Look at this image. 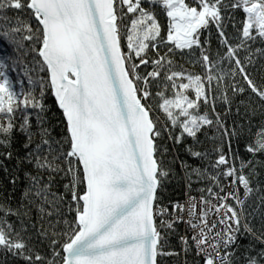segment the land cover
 Here are the masks:
<instances>
[{
  "label": "snow or ice",
  "instance_id": "snow-or-ice-1",
  "mask_svg": "<svg viewBox=\"0 0 264 264\" xmlns=\"http://www.w3.org/2000/svg\"><path fill=\"white\" fill-rule=\"evenodd\" d=\"M144 3L162 6L169 18L167 38L161 43L173 44L179 50L193 47L201 50L199 62L205 68L203 76L172 71L164 79L173 89H178L174 96L167 98L164 91L156 93L162 100L158 107L166 114L172 128L181 129L178 136L172 135V128L166 125L157 127V122L151 118L150 106L142 103L151 97L150 81L160 77L165 62V58L160 57L151 61L153 71L145 76L138 72L140 66L150 63L144 56L150 46L158 47L154 42L160 37L155 14L143 7ZM195 3L197 6H189L186 0H0V13L9 9L28 11L37 22L33 31L30 23L17 17L16 26L11 27L8 18L0 14V42L14 45L13 51H19L24 45L15 37L22 31L28 33L23 36L24 41L35 39L38 42L39 48L32 50L46 66L52 93L66 119L67 135L63 144L68 148L64 151L63 144L52 140L49 128L45 127L42 115L45 110L42 103L44 81L36 82L30 78V84H38L40 98L28 92L21 100L12 90L8 76L0 70V116L5 118V122H0V147L9 149L14 133H19L25 138L22 144L25 151L18 159L19 164L27 163L37 170L53 173L63 172L70 177L64 187L71 192V201L77 208L74 223L64 221L68 230L62 233L65 242L60 264H156L159 255H178L160 251L163 237L157 230L155 216H165L167 208H157L156 194L169 173L155 158L159 150L157 140L167 133L169 139L179 144L185 134L196 138L203 126L210 127L213 123L222 130L223 136L235 135L229 133L218 113L215 121L207 112L198 113L201 102L211 104L215 113L213 81L218 87H226L227 77L234 79L240 75L251 91L264 100V91L255 86L238 55L241 49H246L248 41L257 38L264 41V0H234L231 4H224V0H195ZM221 5L225 9L242 8L246 14L242 39L235 47L229 44L224 32ZM124 8L126 13H123ZM118 11L122 14L118 15ZM127 14L134 18L125 26L129 51L124 53L120 26ZM210 23L216 25L219 42L226 46L224 55L216 60L205 53L200 41L201 30ZM149 42L153 43L150 45ZM172 51L169 48V52ZM5 59L10 57L0 58V69L6 67ZM134 59H139V63L132 62ZM245 59L251 64L250 55ZM225 60L229 62L227 71L222 67ZM171 63L167 61V64ZM178 78L186 79L187 83L177 84ZM137 81L142 82L143 87L137 88ZM189 90L194 92V98L185 94ZM232 91L243 93L245 89L233 84ZM221 98L226 105L231 103L226 93ZM30 108L39 110L35 124L31 120L32 112L28 111ZM18 110L21 115L17 125L15 113ZM36 137H39L38 142ZM54 144L58 148H54ZM187 151L192 157L203 155L191 148ZM217 151L221 154L212 165L215 169L229 164L222 149ZM246 151L253 155L264 152V130L258 133L255 146L248 145ZM0 156L10 160L13 153L9 150ZM57 161H62L64 166ZM0 168L8 172L2 160ZM244 168H250L249 175L243 174ZM204 172L206 170L193 168L186 173L189 190L192 175L204 178ZM249 176H255L252 161H241L239 169L232 165L225 167L223 172L209 175L207 178L219 192L208 187L200 190L206 191L207 195H201L199 201L189 196L185 204H173V212H187L188 219L175 215L171 220L162 219L161 226L173 229L176 223H186L193 230L191 239L197 255L203 256L204 264H241V261L243 264H264V223L259 231L252 225L256 209L264 208V187L254 189ZM221 178H231L227 186L233 191H224ZM30 180L31 186L24 196L42 201L37 205L40 213L52 216L53 211L46 212L44 207L51 204L59 215V204L64 196H54L50 200L49 185L41 186L42 178L36 176H31ZM15 182L16 177H13L10 183ZM81 184L85 185L82 194L78 192ZM254 192L259 193L258 203L249 212L246 204ZM228 200L234 201V205L227 203ZM21 208H24L23 204ZM0 213L3 214L0 216V249L22 258L26 264L43 261L39 254L33 258L20 233H14L6 219L10 215L27 216L28 211H13L0 205ZM261 220L264 221V212ZM50 227L55 229L56 224H50ZM41 235L47 237L48 233L41 231ZM52 235L58 234L53 231ZM244 239L249 240L247 245L241 243ZM57 243L56 239L51 240L54 257L60 255L54 247ZM181 243L187 252L188 238L181 237ZM241 250V255L237 256ZM47 264H56V261L51 259Z\"/></svg>",
  "mask_w": 264,
  "mask_h": 264
},
{
  "label": "trees",
  "instance_id": "trees-1",
  "mask_svg": "<svg viewBox=\"0 0 264 264\" xmlns=\"http://www.w3.org/2000/svg\"><path fill=\"white\" fill-rule=\"evenodd\" d=\"M232 2L234 0H224V4H231ZM186 3L189 6H197L195 0H186ZM142 6L154 12L155 18L160 25V37L154 42L158 45L156 49H153L151 46L148 48L144 58L149 60L150 63L140 66L138 69L139 74L141 76L147 75L148 72L154 70L151 61L159 59L160 57L165 58L164 67L160 69V77L157 80L150 81L149 90L152 93L151 97L147 101H142V103L150 106L151 118L157 122V127L166 125L172 128L170 122L167 120L166 114L158 107L162 103V100L156 93L158 91H164L167 98L174 96V93L178 89H173L171 83L164 79L172 71L183 72L186 75L203 76L205 74V68L199 62L201 50L197 47H193L190 50H179L175 49L173 44L161 43V41L166 40L168 34L169 18L166 15V11L158 4L150 5L144 3ZM221 9V15L224 18L222 23L225 26V35L228 38L229 44L235 47L242 39V28L246 14L242 8L229 7L225 9L221 5ZM126 12L127 9L124 8L123 13ZM0 14L6 16L11 22L8 26H16L15 22L17 17H19L21 20L30 23L33 31L36 29L37 22L28 11L9 9ZM117 14L121 15L122 13L118 11ZM133 18L132 14H127L121 22V49L124 53H128L129 51L127 48V31L125 26L130 25ZM27 34V32L22 31L15 37V39L20 40L24 45L19 51H13L14 45L7 42H0V58L10 57V59H5L6 67L0 70L4 71L8 76L12 84V90L18 94V98L21 100L24 98L23 94L28 92H32L33 95L40 98V88L38 84H30V78L36 82L41 79L44 81L46 87L44 89L42 103L45 110L42 115L45 117V127L49 128L52 140L60 141L63 144L64 137L67 135V124L62 111L58 108L52 96L46 66L43 65L37 52L32 50L33 48L38 49L40 45L35 39L32 41H24L23 36ZM253 35H255V32H253ZM200 41L205 53L212 60L218 59L219 56L224 55L226 52V46L219 42L220 37L214 23H210L206 29L201 30ZM205 41H209V43L205 44ZM151 43L153 42H149L150 45ZM169 48H172L173 51L169 52ZM257 49L264 50V41L259 38L254 41H248L246 43V49H241L238 55L241 61L245 63L246 71L255 86L264 91V51L257 53ZM249 55L251 56V64H248L245 59ZM169 60L172 61L171 65L167 64ZM38 61L40 63H37ZM132 62L138 64L139 59H134ZM222 67L227 71L229 62L225 60ZM176 83H187V80L178 78ZM225 84L226 87H218L215 81L212 83L213 95L215 96V113L212 112L211 104L205 105L203 102H201L198 113L204 114L207 112L209 118L213 119V121H215V115L218 113L229 133L234 132L235 135L223 136L222 130L218 129L217 125L213 123L210 127L203 126L197 133L196 138L187 137L185 134L179 144H175L169 139L167 133L157 140L159 150L155 158L160 167L169 173L163 179L162 187L156 194L157 208H167V214L165 216H155L157 230L163 237L160 251L175 252L178 255H159L156 258V264H204V258L197 255L191 242H188V251H184V246L181 243L182 223H176L173 229H167L162 227L160 222L162 219H173L174 212L172 205L181 203L185 197L192 196L200 199L201 195H207L206 191L202 193L200 190L207 189L208 187H213L214 191L219 192V188H216L212 181L207 178L209 175H215L217 171L223 172L227 166L235 165L239 169L241 161H252L255 165V176H249L251 186L254 189L258 186L264 187V152L253 155L246 151L248 145L255 146L258 133L264 130V100H261L251 91L240 75H237L234 79L231 76L227 77ZM233 84L238 87H243L245 91L243 93H233ZM136 86L137 88L143 87L142 82L137 81ZM225 93L231 101L228 105L221 98ZM185 94L189 98H194V92L191 90L185 92ZM28 111L32 112L31 120L35 124V116L39 110L30 108ZM20 115L21 113L18 110L15 113V122L17 125L20 122ZM0 122H5L3 116H0ZM180 133L181 129L179 127L172 128V135L178 136ZM24 139L23 135L14 133L11 147L9 149L0 147V153L9 150L13 153V157L10 160H6L3 156H0V160L3 161L4 166L8 169V172H5L3 168H0V205H3L5 208H11L13 211L17 209H20L21 212L25 209L28 211L27 216L10 215L6 219L13 226L14 233H20L23 241L31 249L33 258L37 254L44 258L38 264H47V261L51 259H54L56 264H60L62 256L64 255L62 245L65 242V237L62 233L68 230V225L64 221L67 220L69 223H74L75 210L77 208V205L71 201V192L67 191L64 187L65 184L69 183L70 177H66L63 172L53 173L45 170H37L34 166L27 163L19 164L18 159L23 157L25 151L22 147ZM36 141H39V137H36ZM53 147L58 148L55 144ZM67 148L68 145L63 144V150L66 151ZM189 148L193 151L201 152L203 155L201 157H192L187 151ZM217 149H222V153L229 160L227 166L221 165L219 169L212 167L221 154ZM57 163L61 164L62 167L64 166L62 161H57ZM184 165H187V168ZM193 168H199L202 172L206 170V172H204V178H198L195 174L192 175L191 189L189 190V180L186 173L191 172ZM249 171L250 168H244L243 174L249 175ZM26 173L28 175H25ZM31 176L42 178L41 186L44 184L49 185V191L52 194L49 196L50 200L54 196H64L63 202L59 204V215L54 212L51 204H45L44 207L46 212L53 211L52 216L49 217L46 214L40 213L37 205L41 204L42 201L32 196H24L25 190L31 186ZM13 177H16V182L10 183ZM225 181L221 178V185H224ZM84 190L85 185L81 184L78 192L82 194ZM258 195L259 193L254 192L252 197L247 201L246 207L249 212L256 207ZM29 201H32V203H29ZM21 204L24 205V208H21ZM262 212H264V208H257L252 217V225L258 231L261 229L262 223H264L261 220ZM2 215L0 213V216ZM50 224H56L55 229L50 227ZM41 231H46L48 233L47 237L41 235ZM53 231L58 235L53 236ZM52 239L58 241L54 246L55 250L60 253L57 257L53 256ZM241 243L247 245L249 240L244 239ZM253 243L255 242L253 241ZM241 252L242 250L238 251L236 255L240 256ZM252 254H255V252ZM0 264H26V262L22 258L13 256L11 253L0 249ZM241 264H243L242 261Z\"/></svg>",
  "mask_w": 264,
  "mask_h": 264
},
{
  "label": "built area",
  "instance_id": "built-area-1",
  "mask_svg": "<svg viewBox=\"0 0 264 264\" xmlns=\"http://www.w3.org/2000/svg\"><path fill=\"white\" fill-rule=\"evenodd\" d=\"M230 179L229 180H226L225 183H224V186H225L224 191L225 192L233 191V188L232 187H228L227 186L228 183H229V181H230ZM240 196L243 197V189L242 188H240ZM188 198L189 197H185V199L181 203H179V204H185L186 201L188 200ZM196 200L199 201V198H196ZM227 203L234 205V201H232V200H228ZM175 215H183L184 220H187L188 219L187 212H184L182 214L181 213H174V216ZM212 219H215V217H212ZM182 226H183V229H182V235H181V237H187L188 238V241L191 242L193 244L194 248H195V245H194V243H193V241L191 239L192 238V235H193V230L186 223H182ZM195 250H196V248H195ZM200 256L203 257L202 255H200Z\"/></svg>",
  "mask_w": 264,
  "mask_h": 264
},
{
  "label": "water",
  "instance_id": "water-1",
  "mask_svg": "<svg viewBox=\"0 0 264 264\" xmlns=\"http://www.w3.org/2000/svg\"><path fill=\"white\" fill-rule=\"evenodd\" d=\"M122 50V49H121ZM41 60H42V58H40ZM48 76H49V73H48ZM49 82H50V78H49ZM51 92H52V90H51ZM52 96H53V98H54V100H55V102H56V99H55V96L53 95V93H52ZM56 104H57V102H56ZM57 106H58V104H57ZM59 108V107H58ZM60 109V108H59ZM61 110V109H60ZM62 111V110H61ZM62 113H63V111H62ZM64 116V115H63ZM65 118V117H64ZM65 121H66V119H65ZM81 204H82V202H81Z\"/></svg>",
  "mask_w": 264,
  "mask_h": 264
},
{
  "label": "rangeland",
  "instance_id": "rangeland-1",
  "mask_svg": "<svg viewBox=\"0 0 264 264\" xmlns=\"http://www.w3.org/2000/svg\"><path fill=\"white\" fill-rule=\"evenodd\" d=\"M189 242V241H188Z\"/></svg>",
  "mask_w": 264,
  "mask_h": 264
}]
</instances>
